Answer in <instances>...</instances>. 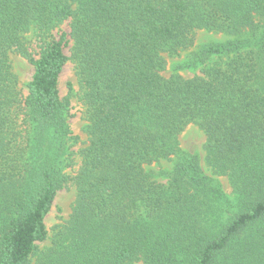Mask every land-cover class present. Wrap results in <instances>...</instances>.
Returning a JSON list of instances; mask_svg holds the SVG:
<instances>
[{"label":"trees","instance_id":"16d2710c","mask_svg":"<svg viewBox=\"0 0 264 264\" xmlns=\"http://www.w3.org/2000/svg\"><path fill=\"white\" fill-rule=\"evenodd\" d=\"M197 30L226 38L196 46ZM181 51L173 70L199 73L164 76L167 57ZM11 53L34 67L25 96ZM68 61L87 136L73 175L65 169L79 137L68 122L70 92L61 98L58 89ZM190 123L230 194L179 146ZM170 158L166 181H157L146 166ZM68 184L69 217L39 249ZM33 257L264 264V0H0V264Z\"/></svg>","mask_w":264,"mask_h":264},{"label":"rangeland","instance_id":"374dc122","mask_svg":"<svg viewBox=\"0 0 264 264\" xmlns=\"http://www.w3.org/2000/svg\"><path fill=\"white\" fill-rule=\"evenodd\" d=\"M62 31H67L68 26L66 23L60 26ZM31 37V36H30ZM226 38V36L220 32L215 31H207V30H197L195 32V45H199L202 43H206L208 41H222ZM30 48L36 52L38 50L36 46V42L33 38L30 39ZM65 53H69V47L65 48ZM186 58V51H181L179 55L174 57H167V68L162 73L164 76H169L173 71H177L182 74L184 77H191L194 74L199 73V67L193 68H180L177 70H173V66L182 62ZM10 60L12 65V70L18 78V87L20 88L21 94L23 96L27 95V82L31 79V76L34 71V67L30 64L25 58H23L18 53H11ZM58 89L59 95L61 98L68 95L70 92V113L71 116L68 119L70 124V128L76 136L79 137L77 142H75L71 150L74 152V163L72 167L66 168L65 172L73 175L80 165V157L76 154L77 151L85 146L87 136L83 131V126L85 124V120L83 118V107L81 101L79 99V85L77 81V77L75 75V71L73 69V65L70 61H68L58 79ZM179 146L192 154H195L199 159V164L203 170V172L209 177L213 178L217 181L222 190L226 194H230L232 191L231 185L226 176L218 175L213 172L209 164L206 162L205 158V135L202 130L195 124H188L177 136ZM72 140L70 141V144ZM173 164V158L170 159H162L156 163L151 165H147L146 169L153 171L154 178L159 182H165L166 179L164 176V172L168 171ZM76 195L75 186L73 184H68L65 188L60 189L52 203L50 211L47 213L44 223L45 228L47 230V238L38 243L39 249H44L49 246L50 239L57 229L59 225H62L69 217L71 212V207L74 202ZM35 257L31 259L30 264H34ZM134 264H142L141 262H136Z\"/></svg>","mask_w":264,"mask_h":264}]
</instances>
